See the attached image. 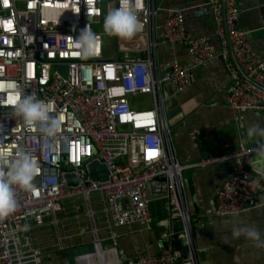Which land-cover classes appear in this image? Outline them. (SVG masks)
Listing matches in <instances>:
<instances>
[{"label":"built area","instance_id":"1","mask_svg":"<svg viewBox=\"0 0 264 264\" xmlns=\"http://www.w3.org/2000/svg\"><path fill=\"white\" fill-rule=\"evenodd\" d=\"M122 3L136 9L144 28L124 44L111 37L118 52L108 56L103 18ZM201 6L213 16L217 50L211 36L187 29L184 10L156 8L154 0H0V153L21 147L38 169L35 190L17 189L16 211L0 218V264H42L47 251L86 246L93 252L77 256L75 264H99L100 258L105 264H198L184 172L199 165L232 168L215 193L218 216L264 208L263 175L247 168L250 159L261 157L264 144H240L194 165H182L173 145L163 86L183 92L195 67L222 63L237 83L227 99L236 121L264 108V58L239 26L236 0H204ZM160 10L167 20L158 25ZM86 26L97 39L83 56L74 40ZM161 44L184 47L190 63L174 61L161 73ZM18 93L52 102L51 115L61 124L55 138L26 128L14 115ZM142 96L151 97V107L137 108ZM150 193L166 200L165 212L182 228L169 234L158 253L129 256L119 250L118 239L123 231L152 229Z\"/></svg>","mask_w":264,"mask_h":264},{"label":"crops","instance_id":"2","mask_svg":"<svg viewBox=\"0 0 264 264\" xmlns=\"http://www.w3.org/2000/svg\"><path fill=\"white\" fill-rule=\"evenodd\" d=\"M204 0H154V6L162 9H182L187 29L194 36H211L215 50L219 41L214 36V19L211 12L201 6ZM241 11L239 26L247 32V38L254 51L264 58V0H236ZM165 11L160 10L156 17L158 25L166 22ZM162 41V31L156 35ZM124 43L129 39H124ZM135 54V53H134ZM142 55L138 52L137 55ZM161 73L164 67L174 61L189 64L187 50L180 46L161 44L157 51ZM235 83L231 81L222 63L216 59L192 69V83L179 94H174L169 84L165 90L167 101L176 97L170 106L173 115L171 137L182 165H194L202 161L220 157L237 149L240 144L256 147L264 144V134L249 135L248 126L264 127V108L248 112L240 122L227 107V99ZM195 98L193 107L186 104ZM183 106V107H182ZM229 143L231 148H227ZM248 171L262 174L264 179V158L255 157L247 163ZM232 168L226 163H213L189 168L184 172V199L191 216L192 239L198 264H264V249L256 248L247 242H222L218 229L223 227V218L216 214L215 193L226 182ZM151 202L152 229L128 234L122 232L118 248L129 256L141 252L158 253L171 232L179 231V221L171 220L165 212L166 200L154 195ZM250 221L264 233V208L244 214L234 215ZM73 250L67 252L47 251L42 264H75ZM98 255H101L99 253ZM78 258V257H77ZM99 264H105L100 259Z\"/></svg>","mask_w":264,"mask_h":264},{"label":"clouds","instance_id":"3","mask_svg":"<svg viewBox=\"0 0 264 264\" xmlns=\"http://www.w3.org/2000/svg\"><path fill=\"white\" fill-rule=\"evenodd\" d=\"M143 28L144 24L138 18L136 9L125 6L123 3L107 12L103 18L104 34L117 39L132 38ZM96 39V33L91 31L90 26H86L74 41L80 46L81 54L87 56L95 45ZM186 104L195 107L197 102L193 98ZM12 107L14 115L26 128H37L46 138H55L59 133L60 119L51 115V101L37 99L31 94L18 93V98ZM247 132L249 135L264 134V127L249 125ZM260 156L264 158V152H261ZM0 163L3 164V167H0V218H4L16 211L17 189L35 190L33 181L38 169L30 153L21 147H17L12 154L0 153ZM218 231L220 239L225 244L243 241L253 247L264 249V233L253 222L228 216L223 218V227Z\"/></svg>","mask_w":264,"mask_h":264},{"label":"rangeland","instance_id":"4","mask_svg":"<svg viewBox=\"0 0 264 264\" xmlns=\"http://www.w3.org/2000/svg\"><path fill=\"white\" fill-rule=\"evenodd\" d=\"M122 43L124 44V41H122ZM105 44H107L106 54L108 56L118 52L117 41L115 39H112L111 37H106ZM119 56H120V58H123V54H119ZM138 101H140L142 103V105L137 107L138 109H147V108L151 107V105H152V99L150 96H142L138 99ZM172 115L173 114L171 112L168 113L166 111V117L168 120L171 118ZM73 252L75 253L74 255L80 256V255L92 253L93 248H92V246L79 247V248L74 249ZM100 256L101 255H99V257ZM74 260H75V258H74Z\"/></svg>","mask_w":264,"mask_h":264},{"label":"water","instance_id":"5","mask_svg":"<svg viewBox=\"0 0 264 264\" xmlns=\"http://www.w3.org/2000/svg\"><path fill=\"white\" fill-rule=\"evenodd\" d=\"M223 2H224V0H223ZM235 86H237V83L235 84ZM234 87V86H233ZM176 100H178L176 97H174L172 100H170V101H167V110L165 109V111H167L168 113H169V109H170V106L172 105V103L174 102V101H176ZM168 126H169V129H172V126H173V121H171L170 119L168 120ZM119 162H120V160H119ZM69 184H71V182H69ZM154 195H152L151 193H150V197H151V199L152 198H154L153 197ZM175 247H176V249L177 250H180L181 251V256H182V258L184 259L185 258V250L181 247V242L180 241H175Z\"/></svg>","mask_w":264,"mask_h":264},{"label":"trees","instance_id":"6","mask_svg":"<svg viewBox=\"0 0 264 264\" xmlns=\"http://www.w3.org/2000/svg\"><path fill=\"white\" fill-rule=\"evenodd\" d=\"M142 56H144V54H142Z\"/></svg>","mask_w":264,"mask_h":264},{"label":"snow or ice","instance_id":"7","mask_svg":"<svg viewBox=\"0 0 264 264\" xmlns=\"http://www.w3.org/2000/svg\"><path fill=\"white\" fill-rule=\"evenodd\" d=\"M10 27V25H8Z\"/></svg>","mask_w":264,"mask_h":264}]
</instances>
